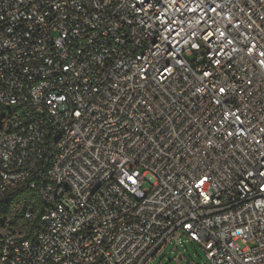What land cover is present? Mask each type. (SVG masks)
Wrapping results in <instances>:
<instances>
[{
    "label": "built area",
    "instance_id": "2783aa9c",
    "mask_svg": "<svg viewBox=\"0 0 264 264\" xmlns=\"http://www.w3.org/2000/svg\"><path fill=\"white\" fill-rule=\"evenodd\" d=\"M19 187L40 229L0 217V264L185 237L264 264V0H0V202Z\"/></svg>",
    "mask_w": 264,
    "mask_h": 264
},
{
    "label": "trees",
    "instance_id": "16d2710c",
    "mask_svg": "<svg viewBox=\"0 0 264 264\" xmlns=\"http://www.w3.org/2000/svg\"><path fill=\"white\" fill-rule=\"evenodd\" d=\"M44 202L38 197L34 190L19 187L14 193L7 196L0 202V217L14 216V221L22 219L25 212L31 209L34 213L32 220L27 221L23 228L26 230V237L34 238L35 232L40 229V217Z\"/></svg>",
    "mask_w": 264,
    "mask_h": 264
},
{
    "label": "rangeland",
    "instance_id": "374dc122",
    "mask_svg": "<svg viewBox=\"0 0 264 264\" xmlns=\"http://www.w3.org/2000/svg\"><path fill=\"white\" fill-rule=\"evenodd\" d=\"M150 186V183L146 182L145 187ZM2 223L3 219L0 220V226ZM149 264H210V261L200 244L185 237L184 244L181 240L177 246V241L174 240L162 254L150 261Z\"/></svg>",
    "mask_w": 264,
    "mask_h": 264
}]
</instances>
